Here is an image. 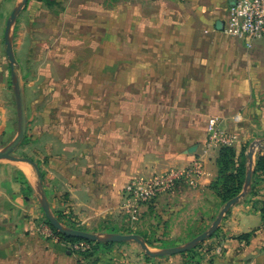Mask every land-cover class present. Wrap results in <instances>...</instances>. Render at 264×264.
I'll use <instances>...</instances> for the list:
<instances>
[{"label":"rangeland","instance_id":"1","mask_svg":"<svg viewBox=\"0 0 264 264\" xmlns=\"http://www.w3.org/2000/svg\"><path fill=\"white\" fill-rule=\"evenodd\" d=\"M20 1L0 0V73L5 77V85L10 80V71L4 29ZM209 2L28 0L20 11L12 28V41L24 87L27 129L13 155L30 159L41 170L44 188L35 192L34 200L39 210L37 230L45 238L53 239L45 230L55 235L59 232L45 217L40 204L42 193L49 198L50 210L57 219L70 220L100 236L113 234L110 231L137 234L152 251L184 246L209 229L226 202L216 194L218 187H209L198 194L195 186L184 181L157 197L144 213L128 212L121 195L118 227L105 218L85 224L76 222L70 187L61 177L53 174L51 178L46 168L47 148L52 144L54 154L61 152V148L45 135V132L51 135V130L46 129H52V135L64 137V141L79 142L83 137L89 141L87 146L78 145V150L68 154L76 159L73 167L76 171L81 159L78 152L82 149L84 153L90 149L96 154L100 150L103 166L108 164L110 151L114 150L112 139L118 140L117 152L125 154L128 152L125 139L131 138L133 167L140 169L139 165L144 164L149 172L142 175L133 168L134 174L122 190L136 177L178 168L179 153L188 150L192 154L189 149L198 144L202 135L208 140L207 120L210 115H221L216 113L219 107L215 102L226 93L221 82L227 73L234 78L240 65L236 52L241 46L217 26L226 17L228 0H211L217 15L210 22L195 24L191 18ZM194 35L197 40L190 41ZM189 49L198 52L189 54ZM226 64L229 72L225 70ZM219 125L227 134H234L227 131L223 121ZM235 137V142L227 146L235 149L234 159L238 164L245 163L248 170L250 144H257L253 167L258 157L264 155V139ZM141 156L143 159L138 160ZM89 159H83V164L87 179L93 180L97 173ZM16 166L18 162L0 161V171L14 175L20 185L22 181L28 183ZM95 187L84 185L81 194L87 195ZM33 194L34 191L26 195ZM218 229L189 250L160 257L146 255L134 241L100 248L97 252L92 243L86 252L75 247L78 241L64 243L78 264H216L217 258L232 253L213 240L219 235ZM237 255L234 250L232 256Z\"/></svg>","mask_w":264,"mask_h":264},{"label":"crops","instance_id":"2","mask_svg":"<svg viewBox=\"0 0 264 264\" xmlns=\"http://www.w3.org/2000/svg\"><path fill=\"white\" fill-rule=\"evenodd\" d=\"M209 1L203 10L197 14L193 13L191 18L195 24L201 25L215 18L217 12L214 11L211 0ZM230 4L231 0H228V8ZM228 8L225 19L217 22L222 33H224L223 25ZM231 39L241 46L236 52L240 58V65L234 78H230L227 73L226 79L221 82L226 93L222 95L221 100L215 102V106L219 107L216 113L221 115H210L208 120L216 118L219 122L223 121L227 131H232L234 136H258L264 139V37L256 40L250 48L239 39L232 37ZM196 40V35L190 39L194 42ZM195 52L198 51L188 50L189 54ZM224 67L226 72H229V65L226 64ZM4 78L0 73V148L10 141L17 127L13 115H16V107L11 78L7 80L8 88ZM47 130H51V135L45 132L46 138L55 140L56 147H60L61 152L54 154L52 144L47 148L46 168L51 173V178L53 174L58 178L61 177L65 185L70 187V204L75 210L76 222L85 224L91 220L105 218L118 227L122 215L120 210L122 187L134 174L132 140H129L131 138L125 139L124 146L128 148V152L121 154L117 152L118 140L114 137L111 141L114 150L110 151L112 155L108 164L105 163L106 165L103 166L100 165V150L99 152L96 150L98 153L96 154L90 149L84 153L82 149L78 152L81 159L77 162L79 170L76 171L73 169L76 159L68 154L78 150V145L87 146L89 141L85 137L79 142L72 139L64 141V137L58 139L53 136L52 129ZM219 147L209 144L202 135L198 144H195L192 154L185 150L178 155V168L186 167L195 160L201 162L203 172L194 187L198 194L207 190L217 177L215 162ZM236 149H239V144L236 145ZM88 156L92 159L93 169H96L94 173H97V177H93V180L87 179L83 164L85 159H89ZM142 159L143 156L138 158V160ZM139 166L140 169L135 167L134 170H140L142 175L149 172V169L143 167L144 164ZM16 169L27 180L34 194L30 197L22 195L21 185L14 175L11 173L6 175L2 170L0 171V264H78L76 258L67 251L62 240L45 238L37 230L39 210L34 197L38 189L44 188V183L40 182L36 169L31 164L21 162H18ZM53 181L51 179L50 184H53ZM38 184H40L39 188ZM94 184L96 187L92 192L88 191L87 195L81 194L84 185L94 187ZM97 187L100 188L98 191ZM47 200L51 206L48 197ZM147 208H143V213ZM218 228L219 235L213 240L216 239L220 245L228 247L226 249L232 253L230 256L217 258L216 264H264V174L254 175L252 171L245 196L228 210ZM246 233H251L247 243L233 238ZM217 250H220L219 246ZM234 250L238 253L236 257L232 256Z\"/></svg>","mask_w":264,"mask_h":264},{"label":"built area","instance_id":"3","mask_svg":"<svg viewBox=\"0 0 264 264\" xmlns=\"http://www.w3.org/2000/svg\"><path fill=\"white\" fill-rule=\"evenodd\" d=\"M223 32L244 42L246 47H252L256 40L264 37V0H231L228 8ZM206 131L208 143L215 146L232 145L236 137L224 132L216 118H210ZM203 172L199 160L183 168H173L163 173H153L136 177L123 188V207L133 215L143 211L157 197L170 192L175 184L184 181L196 186ZM48 236L56 238L52 231L45 230ZM91 243L79 240L75 247L83 252L91 249Z\"/></svg>","mask_w":264,"mask_h":264},{"label":"water","instance_id":"4","mask_svg":"<svg viewBox=\"0 0 264 264\" xmlns=\"http://www.w3.org/2000/svg\"><path fill=\"white\" fill-rule=\"evenodd\" d=\"M27 1L28 0H21L19 3L16 4L11 14L9 15V18L6 22L5 29H4L3 41H4V46H5V54L9 61L11 85H12V90L14 93L15 107H16L17 128H16L15 135L10 139V141L7 144H5L2 148H0V161L8 160V161H14V162L27 163V164H31L32 166H34V164L32 163L30 159L16 157L13 155L14 149L20 144V142L22 141L23 137L26 134L27 120H26L25 93H24V87L22 84L21 71L16 61L14 50H13L12 28H13V25L15 24L18 14L24 8ZM256 146H257L256 143H251L249 152L247 153L248 170H247L246 177H245L244 190L237 196L228 200L223 205V207L219 211L217 217L212 222L208 230L199 234L198 236L190 240L184 246L166 248L160 251H152L148 248L143 238L137 234L113 233V234H108L105 236H100L95 233L72 229V228L64 226L54 216V214L50 210L48 200L46 199V196L43 193L40 196V204H41L42 210L45 214L47 221L61 235L75 237V238H79V239L90 241V242H99V241L130 242V241H134L140 245V247L144 250L146 255L151 256V257H160V256L178 254V253H181L183 251L193 248L199 242L210 237L215 232V230L218 228L221 220L223 219L224 215L228 212V210L233 205H235L237 202H239V200L242 197L245 196L246 188H248V186L250 185V181H251V174L253 171L252 169L253 154H254V148ZM194 150H195V147L189 149L190 152H193ZM39 187H40V184H38V188ZM38 191H40V189H38Z\"/></svg>","mask_w":264,"mask_h":264},{"label":"trees","instance_id":"5","mask_svg":"<svg viewBox=\"0 0 264 264\" xmlns=\"http://www.w3.org/2000/svg\"><path fill=\"white\" fill-rule=\"evenodd\" d=\"M46 3H51V0H44ZM235 149L230 146H220L218 149V156L216 158V168H217V177L216 179L211 183V188L218 187V190L216 194L220 196L223 202H227L231 198L237 196L244 190V182H245V173L247 170V167L245 163L238 164L235 157ZM34 167L38 173V178L41 183H43L42 179V173L40 168L38 167L37 163L33 162ZM253 174H264V155L259 156L258 159L255 161L254 167H253ZM21 193L22 195L30 194L32 192V187L22 181L21 183ZM25 185V186H24ZM28 192V193H27ZM26 195V196H28ZM58 220L66 227L77 229V230H83L81 227L78 226V224L68 220V221H62L58 218ZM118 231H110L109 233H117ZM56 235L66 243H71L75 241H79L82 239L75 238V237H69L65 235L58 234L56 232ZM251 237V233L241 234L235 237L238 241L247 243L249 238ZM90 242V241H89ZM93 245L94 251H99L100 248H109L114 246L115 244H122L123 242H90ZM71 253V252H70ZM87 255V254H85ZM148 257V256H147Z\"/></svg>","mask_w":264,"mask_h":264}]
</instances>
